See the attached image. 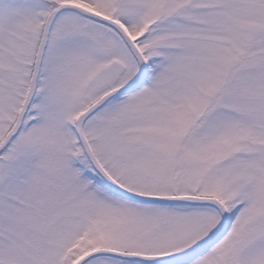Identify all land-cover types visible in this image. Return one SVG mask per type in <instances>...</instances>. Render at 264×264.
I'll use <instances>...</instances> for the list:
<instances>
[{
	"label": "snow or ice",
	"instance_id": "snow-or-ice-1",
	"mask_svg": "<svg viewBox=\"0 0 264 264\" xmlns=\"http://www.w3.org/2000/svg\"><path fill=\"white\" fill-rule=\"evenodd\" d=\"M0 264H264V0H0Z\"/></svg>",
	"mask_w": 264,
	"mask_h": 264
}]
</instances>
